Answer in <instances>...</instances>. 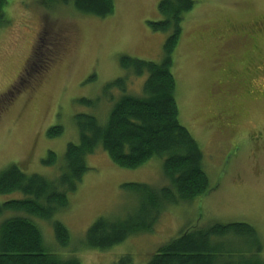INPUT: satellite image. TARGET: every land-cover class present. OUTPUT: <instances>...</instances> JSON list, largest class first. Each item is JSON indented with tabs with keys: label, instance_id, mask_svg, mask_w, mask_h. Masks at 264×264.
<instances>
[{
	"label": "rangeland",
	"instance_id": "rangeland-1",
	"mask_svg": "<svg viewBox=\"0 0 264 264\" xmlns=\"http://www.w3.org/2000/svg\"><path fill=\"white\" fill-rule=\"evenodd\" d=\"M113 2V12L98 17L63 0H7L0 25V171L17 164L27 174L54 178L67 144L79 142L75 115L92 114L104 123L121 96L108 83L127 76L126 93L141 94L146 74L132 75L121 57L161 61L170 30H155L149 22L164 19L162 0ZM194 2L182 20L171 71L179 121L202 150L210 190L166 206L150 232L104 251L90 249L85 233L97 218H122L137 208V194L125 184L167 183L160 158L127 168L99 146L86 156L88 169L67 193V207L49 220L33 219L47 251L82 264H111L124 254L132 264H144L186 228L245 222L256 229L264 259V35H246L251 21L264 26V0ZM55 125L62 132L49 137ZM49 151L54 164L43 162ZM23 197L0 194V202ZM10 215L5 212L0 221ZM54 220L69 231L64 246L56 241ZM221 243L251 250L234 236Z\"/></svg>",
	"mask_w": 264,
	"mask_h": 264
},
{
	"label": "trees",
	"instance_id": "trees-1",
	"mask_svg": "<svg viewBox=\"0 0 264 264\" xmlns=\"http://www.w3.org/2000/svg\"><path fill=\"white\" fill-rule=\"evenodd\" d=\"M6 2L0 0V25L4 22ZM63 2L98 17H105L114 10L113 0ZM194 5V0H162L160 8L164 19L149 22L155 30H170L161 61L121 57L122 68L132 75L146 74L141 94L126 93L127 76L108 83L106 87H118L121 96L104 123L92 114L75 115L79 142L67 144L63 164L54 178L27 174L17 164L0 171V194L20 192L24 196L0 202V216L5 212L12 214L0 221V264H82L76 257L47 251L41 229L33 219L49 220L57 210L67 207V193L76 189L88 169L86 156L99 146L115 164L127 168L138 167L152 157L160 158L167 183L161 187L125 184L137 194V208L122 218H97L85 233V245L90 249L104 251L130 236L150 232L166 206L190 201L210 190L202 150L179 121L176 81L171 71L172 52L182 32V20ZM43 67L39 65L40 69ZM81 101L92 103L88 99ZM61 132V126L55 125L47 134L54 137ZM55 161L54 152L49 151L43 162L54 164ZM52 226L56 241L61 246L66 245L68 229L57 220ZM228 236L236 237L242 244L250 243L251 250L242 253L224 247L221 242ZM262 248L252 225L213 221L184 229L161 245L144 264H264ZM111 264H132V257L124 254Z\"/></svg>",
	"mask_w": 264,
	"mask_h": 264
},
{
	"label": "flooded vegetation",
	"instance_id": "flooded-vegetation-1",
	"mask_svg": "<svg viewBox=\"0 0 264 264\" xmlns=\"http://www.w3.org/2000/svg\"><path fill=\"white\" fill-rule=\"evenodd\" d=\"M255 21H251V25H252V30H248V34H246L248 37H250V39L254 38L253 33L255 34V36L259 37V34H263L264 35V26L260 27L258 25V23H255ZM250 33V35H249ZM239 38L242 40L243 43L246 42L245 38H243V36H239ZM241 46V45H240Z\"/></svg>",
	"mask_w": 264,
	"mask_h": 264
}]
</instances>
